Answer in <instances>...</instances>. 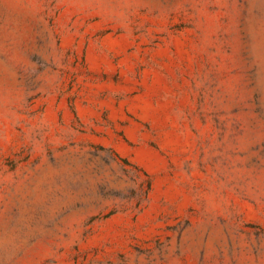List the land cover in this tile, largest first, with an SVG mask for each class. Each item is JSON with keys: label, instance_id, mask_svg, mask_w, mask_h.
Here are the masks:
<instances>
[{"label": "rangeland", "instance_id": "374dc122", "mask_svg": "<svg viewBox=\"0 0 264 264\" xmlns=\"http://www.w3.org/2000/svg\"><path fill=\"white\" fill-rule=\"evenodd\" d=\"M0 264H264V0H0Z\"/></svg>", "mask_w": 264, "mask_h": 264}]
</instances>
